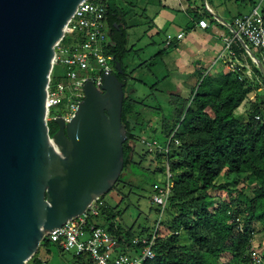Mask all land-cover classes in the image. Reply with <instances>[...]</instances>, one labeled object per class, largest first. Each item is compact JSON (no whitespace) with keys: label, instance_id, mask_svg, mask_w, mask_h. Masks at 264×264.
Masks as SVG:
<instances>
[{"label":"trees","instance_id":"obj_1","mask_svg":"<svg viewBox=\"0 0 264 264\" xmlns=\"http://www.w3.org/2000/svg\"><path fill=\"white\" fill-rule=\"evenodd\" d=\"M120 1L108 0L107 3L105 16L111 43L106 46L105 52L114 56V68L115 62H120L123 74L116 70L114 73L125 82L122 122L127 139L123 145L122 172L127 169L133 172L132 165L141 168L147 155L154 154V160L159 163L168 160L174 174V187L165 213L167 219L163 221L171 237L164 238L165 234L160 230L155 247L156 256L146 264H248L253 251L260 253V264H264V254L253 245L256 232L264 238V77L260 69L249 57L253 80L257 79L258 82L253 85L250 80L246 86L247 79L241 82L235 73H218L214 76L200 74L201 81L192 89L190 100L182 101L179 95H174L175 104L169 112L173 117L169 118L162 106L154 108L145 103L150 95L141 97L131 86L132 81L145 84L143 80L127 74L124 60L129 52L128 30L137 26L131 16L127 19L125 8L126 4L134 8L136 3ZM199 1L202 11L201 14L196 12L195 18L198 21L204 17L215 20L214 15L206 9L204 0ZM259 3L264 16V0L250 1V6L253 8ZM231 28L235 29L234 23H231ZM62 42L69 45L72 39L65 37ZM256 56L260 58L258 54ZM144 64L142 62L140 66ZM160 81H155L152 86H157ZM237 81L246 87L244 96L255 92V100L250 103L244 122L234 115L245 98L236 92ZM158 115L161 125L152 130L151 139L166 141L172 131L179 128L175 135L179 144L171 141L166 156L150 151L140 141L148 123ZM55 131L56 127L51 128L50 134ZM138 145L140 150L137 149ZM125 177L122 173L112 189L118 188ZM155 184L152 185V191ZM240 184L248 186L251 191L239 188ZM221 192L226 193L228 200L221 197ZM216 198L220 201L218 206L214 205ZM155 210L159 213L160 209L155 205ZM117 215L115 209L107 206L102 211V218H106V221L98 223L119 237V244L131 251L134 247L132 238L150 231L144 228L136 234L133 227L126 228L118 224ZM181 232L186 233L193 242L195 252L185 251L179 243ZM52 245L64 252L59 244L45 238L29 263L41 264L46 261L49 264L48 258L41 257L40 252L42 249L49 251ZM223 254L228 255L229 259H225ZM74 256L92 263L88 256Z\"/></svg>","mask_w":264,"mask_h":264},{"label":"water","instance_id":"obj_2","mask_svg":"<svg viewBox=\"0 0 264 264\" xmlns=\"http://www.w3.org/2000/svg\"><path fill=\"white\" fill-rule=\"evenodd\" d=\"M83 0H0V264H28L46 233L108 193L124 167V86L105 70L50 134L47 85L56 44ZM215 16V14H213ZM248 49L264 77V66ZM115 70L123 74L119 61Z\"/></svg>","mask_w":264,"mask_h":264},{"label":"built area","instance_id":"obj_3","mask_svg":"<svg viewBox=\"0 0 264 264\" xmlns=\"http://www.w3.org/2000/svg\"><path fill=\"white\" fill-rule=\"evenodd\" d=\"M107 3L108 0H83L67 22L63 38L55 46L47 85L45 120L48 125L54 123L56 131L58 126L55 117L61 114L65 125H68L77 111L78 104L85 97V83L92 81L101 88L104 71L114 73V56L105 52L106 46L111 43L110 28L105 16ZM260 5L259 3L248 13L236 17L234 25L241 38L261 51L260 60L264 66V16ZM198 23L202 28L209 27L206 19H201ZM65 37H71L72 43L65 45L62 42ZM173 37L172 33L167 34V40L170 41ZM176 37L183 38V33H179ZM235 39L236 37L226 39L225 49L232 55H234L232 45ZM53 79L57 80L54 85ZM58 109L64 110L55 113ZM178 130L179 128L176 127L166 141L161 142L146 137L141 138L140 141L150 151L166 156L170 151L171 141L179 144L175 136ZM164 172L165 180L153 186L151 199L160 209L157 224L149 233L132 238L131 244L134 247L131 251H127L119 244V237L111 234L98 223V219L102 218L103 209L107 207L101 196L95 198L82 214L46 233L44 239L59 244L64 251H73L78 256H88L93 264H146L156 256L155 247L161 230V219L166 213L174 187V174L168 160L165 161ZM251 257V262L248 264L261 263V255L257 251H253ZM41 264L47 262L42 261Z\"/></svg>","mask_w":264,"mask_h":264},{"label":"rangeland","instance_id":"obj_4","mask_svg":"<svg viewBox=\"0 0 264 264\" xmlns=\"http://www.w3.org/2000/svg\"><path fill=\"white\" fill-rule=\"evenodd\" d=\"M114 1L121 2L120 0ZM127 1H131L134 4L136 3V7L134 8H130V6L125 3V10H127V19L129 20V17L131 16L132 22L137 24L136 27H132L128 30L127 48L129 49V52L124 59L127 66V74L130 73L133 78L141 79L145 83L143 85L139 84L136 81H132L131 86L134 90H137V94L141 97L150 95L145 102L146 104H149L154 108L162 106L163 111L166 112V116L169 115V118H172L173 115L171 116L169 112L173 109L174 106L170 103L171 100L169 93H171L172 95H179L182 101H184V99L185 101H188L191 99L192 89L197 87L198 82L201 81V79L196 73L178 74L176 73L174 68H171V66H165L163 64L164 59L162 60L161 55L157 53L159 51L165 50L164 31H162V29H160L159 25L157 24V32L152 34H144L145 26L147 24L144 22H139L140 17H138V15H140L142 11L140 9H137L138 0ZM222 1L227 3V8L230 14L238 15L250 11V9L252 8L250 6V1L261 2L263 0ZM204 3L209 4L212 9H216V3L214 2V0H204ZM147 12V14L149 15L150 9H148ZM134 19L136 20V22L134 21ZM235 30L237 31L236 27ZM248 45L249 48L253 51L254 48L250 44ZM179 46H182L183 48L182 43L179 44ZM186 49L187 51H183L185 53L186 61H194V55L197 53L198 49H191L193 55L192 53H190L189 48L186 47ZM225 50L226 49L224 47L223 51L228 55L229 50ZM217 59L219 60L217 63L218 67L219 65H221L222 60L220 58ZM142 62H145L146 64L140 66ZM213 67L216 68L215 64H212L210 66L208 65V67H206L207 71L211 70ZM163 76L166 77L163 78ZM173 79L176 80L175 83L172 84L170 88H168V84H170ZM253 79L251 80V83L254 85L258 81L257 79ZM157 80L161 81L157 86L153 87V83ZM56 82L57 80L53 79L52 84L54 85ZM260 86L262 87V84ZM254 94L255 93L252 92L250 94L251 99L247 97L248 101L243 102V104L240 105L237 110H235L234 115L239 121L243 122L247 120V110L250 107V103H252L255 99ZM63 110L64 109H58L57 112L55 111V113H59ZM160 125V117L155 116L152 121H150V123H148V125L146 126L145 130L142 133L144 136L142 137L152 138V130L156 127H160ZM49 127L50 130L51 128L55 129L56 125L54 123H49ZM160 141L162 142L164 140ZM137 149H141L140 145L137 146ZM163 165L165 166V162L159 163L154 160V154H148L141 168L140 166L132 165L133 172H130L129 169L122 172L126 177L124 181L120 183L118 188H113L108 193L101 196L108 207H110L111 209H115L118 212L116 218V222L118 224H121L126 228L133 227L136 234H138L141 229L145 228L151 231L156 226L159 219V214L155 210V205L151 204L153 194L152 185L154 182L162 183L165 180ZM242 187H244L246 192L251 191L248 186L245 187L240 184L239 188ZM220 194L223 199L228 200L229 197H226L225 192H221ZM219 203V199L216 198V202L214 205L218 206ZM101 219L103 221H106V218L104 217ZM101 219H99L98 221L100 224H102ZM166 219L167 216L165 214L161 219L162 226L160 227L162 234H165L164 238L167 239L171 237V233L167 231L166 226L163 224V221H165ZM179 243L184 246V250L187 252H195L196 250L193 242L184 232H181L179 235ZM253 245L257 249H259L262 254H264V238L261 233L256 232L254 234ZM40 256L43 258H48L49 264H93L88 259H77L74 256L73 251L61 252L56 245H52L49 251L42 249L40 252ZM223 257L225 259H229V256L226 254H223Z\"/></svg>","mask_w":264,"mask_h":264},{"label":"crops","instance_id":"obj_5","mask_svg":"<svg viewBox=\"0 0 264 264\" xmlns=\"http://www.w3.org/2000/svg\"><path fill=\"white\" fill-rule=\"evenodd\" d=\"M214 2L216 3L215 10L212 9L209 4L205 3L206 9L212 15L215 14V16H213L215 20L205 17L202 18L207 20L209 24V27L207 28L200 27L198 23L199 21L195 18L196 12L201 14L202 11L200 8L201 1L199 0H195V2H191L190 0H138L137 9L142 11H140L141 13L138 15L141 20H139V22H144L147 24L145 26L144 34H152L157 32V24L159 25V28L164 31L165 50H163L160 55L162 60L164 59L163 64L165 66H171V68H174L176 73H196L200 75L206 71L204 76L206 74L214 76L218 73H235L239 75L238 78L241 80V82L244 81V79H247V82L245 83L246 86L250 80L254 78L251 64L248 60L249 57L252 59V56L250 55L248 49L241 43L238 36L234 33L235 29L231 28V23H234V19L240 14H230L227 8V3L222 0H214ZM148 9H150L149 15L147 14ZM134 21L136 22L135 19ZM168 33H172L174 35L170 41L167 40ZM179 33H183V38L178 39L176 37V35ZM229 37H236L232 45V51L234 52V55H232L230 52H228V55L225 52L223 53V48L225 47L224 45H226V39ZM181 43L183 44V48L182 46H179ZM245 43L249 48V43L247 41H245ZM186 47L190 49V53H192V55L193 52H191V49H198L197 53L194 55V61H186L185 53L183 52L187 51ZM250 51L255 56L258 54L261 57L260 50L254 48L253 51L251 49ZM157 54H159V52ZM217 58L222 60L221 65L218 67L217 63L219 60ZM212 64H215L216 68L213 67L211 70L207 71L206 67ZM175 81L176 80L173 79L171 83L168 84V88H170V86L174 84ZM235 85L236 92H240L239 94L244 96L246 87L240 83V81H237ZM259 91L261 93L263 92L261 88ZM251 93L252 92L244 96L245 98L243 102L248 101L247 97L250 98ZM169 95L171 100L170 103L174 105V95L171 93H169ZM101 223H104L102 219Z\"/></svg>","mask_w":264,"mask_h":264}]
</instances>
